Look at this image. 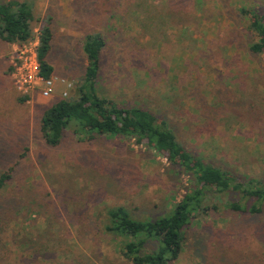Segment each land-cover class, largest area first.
Wrapping results in <instances>:
<instances>
[{
  "label": "rangeland",
  "instance_id": "374dc122",
  "mask_svg": "<svg viewBox=\"0 0 264 264\" xmlns=\"http://www.w3.org/2000/svg\"><path fill=\"white\" fill-rule=\"evenodd\" d=\"M26 1L34 7L35 18H40L33 23L34 39L23 45L0 40V169L13 165L14 156L24 154L21 161L25 170L20 176L23 189L37 183L45 196L48 221L52 220L33 264H126L113 240L99 233L105 211L123 206L136 215L168 213L184 195L188 177L163 155L120 137L82 142L67 132L60 146L45 144L40 132L44 110L59 100L77 99L76 86L85 68V37L99 31L101 21L112 20L116 7L110 0ZM231 1L235 9L255 0ZM217 6L212 0H195L194 10L184 15L186 23L178 35H185L184 47L189 50L191 42L198 56H193L191 71L184 78L173 75L180 60L175 54V40L165 45L167 60L162 68L156 64L155 46L138 51L133 64L120 60L125 53L115 45L102 57L103 92L115 102H140L168 117L184 146L206 162L264 178V56L250 58L243 44L235 52L225 25L234 28L238 23L219 19L216 24ZM48 20L55 33L49 58L54 73L49 84L37 82L25 93L17 85L14 66L23 51L33 70L37 33ZM208 41H213L211 48ZM185 56L190 60L189 53ZM142 59V65L136 66ZM161 69L172 76L164 75ZM128 72H132L131 77ZM148 84L157 85L160 95H150ZM234 84L232 96L226 90ZM238 85L240 91L236 90ZM24 96L28 100L21 103L19 99ZM9 184L6 192L0 193L5 210L14 206L10 199L14 197V179ZM218 207L193 221L186 232L183 253L172 264H264V217L240 216L219 202ZM18 212L9 213L7 228L21 237L28 221L37 214L30 211L22 217ZM43 225L41 222L40 227ZM16 255L11 259L21 256Z\"/></svg>",
  "mask_w": 264,
  "mask_h": 264
},
{
  "label": "trees",
  "instance_id": "16d2710c",
  "mask_svg": "<svg viewBox=\"0 0 264 264\" xmlns=\"http://www.w3.org/2000/svg\"><path fill=\"white\" fill-rule=\"evenodd\" d=\"M110 2L116 7V15L107 23L101 21L99 31L85 37V68L76 86L77 99H62L47 107L40 119V132L45 144L51 148L60 146L67 132L82 142L104 137L124 138L137 145H146L163 155L173 167L187 176L188 187L185 188L184 195L168 213L136 215L123 206L108 208L99 231L103 237L113 240L116 252L126 264H172L183 253L186 232L193 221L199 215L207 216L217 211L218 202L227 211L240 216L264 217V178L234 173L223 166L206 162L202 156L184 146L175 124L168 117L156 114L140 102H115L103 92L100 79L102 57L115 45L124 50L125 57L120 60L125 59L133 64L138 51L146 50L147 46H155L156 64L162 68L164 60H167L165 45L169 40H175L178 45L175 54L180 56V60L178 72L173 75H177L180 80L181 76L184 78L191 71L190 65L197 53L191 42L187 45L190 51L184 47L185 35L179 37L178 31L186 23L184 15L194 10L195 0H175L164 5L155 3V0ZM212 2L218 5L214 18L216 24H219V19L238 23V27L234 28L225 25L235 43V52L243 44L250 58L264 56V0H255L250 5L242 4L235 9L231 7V0ZM36 20L38 18H35L34 7L27 2H0V40L17 45L30 43L35 36L33 23ZM50 23L49 20L44 21L37 36V60L40 75L45 80H50L54 73L49 58L55 33ZM196 27L200 29V24L197 23ZM208 43L211 48L213 41ZM186 53L190 54V60H187ZM142 62L143 59L136 66L142 65ZM163 69L161 71H164V75L172 76ZM128 75L131 77L132 72H128ZM233 79L237 80L236 77ZM177 84L179 85V81ZM235 84L226 90L232 96H235ZM146 85L147 83L143 84L144 92ZM186 87L192 92L190 86ZM148 88L152 96H159L161 93L157 85L148 84ZM236 90L240 91L239 85ZM218 98L224 101L222 96ZM27 100L26 96L19 99L21 103ZM195 104L201 108L198 102ZM23 156L24 154L14 156L13 165L0 169V193L6 192L9 183L14 179V197L10 198L11 202L14 201V206L5 210L6 204L1 202L3 198L0 199V237H3L0 238V255L3 256L0 264H33L35 252L41 249L49 231V221L52 220L48 221L45 196L37 183L23 189L20 182V176L25 170L21 161ZM15 211H19L22 217H26L30 211L37 214L35 219L28 221L21 237L7 228L9 213ZM41 222L44 224L42 227ZM13 254L21 256L11 259Z\"/></svg>",
  "mask_w": 264,
  "mask_h": 264
},
{
  "label": "built area",
  "instance_id": "2783aa9c",
  "mask_svg": "<svg viewBox=\"0 0 264 264\" xmlns=\"http://www.w3.org/2000/svg\"><path fill=\"white\" fill-rule=\"evenodd\" d=\"M39 34V33H37ZM38 36V35H37ZM37 47L35 49L34 54V67L33 70L30 66V60L25 58L26 53H23V51L20 53L22 56L20 57V61L18 64L14 66L15 72H17V77H15L17 81V85L19 86V89L25 93H28V90H31L34 85H36L37 82H44L48 83L50 80H45L40 75V66L37 60V48H38V40L36 37ZM28 44V43H27ZM49 94V90L44 92V95L47 96Z\"/></svg>",
  "mask_w": 264,
  "mask_h": 264
},
{
  "label": "crops",
  "instance_id": "0c3cea01",
  "mask_svg": "<svg viewBox=\"0 0 264 264\" xmlns=\"http://www.w3.org/2000/svg\"><path fill=\"white\" fill-rule=\"evenodd\" d=\"M10 1H13V0H0V2H10ZM15 1V0H14ZM17 1H21V2H27L26 0H17ZM40 19V18H39ZM38 19V20H39ZM54 38H55V35H54ZM3 42V41H2ZM11 45H15V44H11Z\"/></svg>",
  "mask_w": 264,
  "mask_h": 264
}]
</instances>
